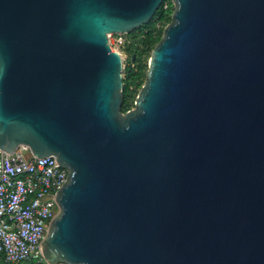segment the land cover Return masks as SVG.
<instances>
[{
	"label": "water",
	"instance_id": "water-1",
	"mask_svg": "<svg viewBox=\"0 0 264 264\" xmlns=\"http://www.w3.org/2000/svg\"><path fill=\"white\" fill-rule=\"evenodd\" d=\"M122 112L108 35L163 0H0V150L67 177L46 264H264V0H170Z\"/></svg>",
	"mask_w": 264,
	"mask_h": 264
},
{
	"label": "built area",
	"instance_id": "built-area-1",
	"mask_svg": "<svg viewBox=\"0 0 264 264\" xmlns=\"http://www.w3.org/2000/svg\"><path fill=\"white\" fill-rule=\"evenodd\" d=\"M115 35L114 48L109 45L120 53L125 39ZM27 151L24 146L11 155L0 150V262L5 264L44 262L39 245L58 212L54 194L67 177L54 156L25 157Z\"/></svg>",
	"mask_w": 264,
	"mask_h": 264
},
{
	"label": "trees",
	"instance_id": "trees-1",
	"mask_svg": "<svg viewBox=\"0 0 264 264\" xmlns=\"http://www.w3.org/2000/svg\"><path fill=\"white\" fill-rule=\"evenodd\" d=\"M166 5V7H164ZM173 6L170 0H163L160 7L154 12L152 18L146 24L129 34L124 35L125 43L122 50L128 54L123 68L122 82V106L125 112L133 107L135 97L145 79L147 60L151 50L160 40L163 28L170 22ZM0 264H5L0 262ZM13 264H46L34 260H23Z\"/></svg>",
	"mask_w": 264,
	"mask_h": 264
},
{
	"label": "rangeland",
	"instance_id": "rangeland-1",
	"mask_svg": "<svg viewBox=\"0 0 264 264\" xmlns=\"http://www.w3.org/2000/svg\"><path fill=\"white\" fill-rule=\"evenodd\" d=\"M121 36H122L123 39H125L124 35H121ZM107 38H108V41L111 43V46H112V43L114 42V39L116 38V35L115 34H111V35H108ZM112 47L114 48V46H112ZM120 54H121V58H122V62H123V68H124V65H125V62L127 60L128 54L125 53L122 49H120ZM122 71H123V69H122ZM122 75H123V73H122ZM24 156L25 157H30L31 154L29 153V151H27V152H24Z\"/></svg>",
	"mask_w": 264,
	"mask_h": 264
}]
</instances>
